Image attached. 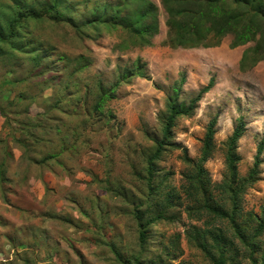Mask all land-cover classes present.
I'll list each match as a JSON object with an SVG mask.
<instances>
[{
	"label": "rangeland",
	"instance_id": "1",
	"mask_svg": "<svg viewBox=\"0 0 264 264\" xmlns=\"http://www.w3.org/2000/svg\"><path fill=\"white\" fill-rule=\"evenodd\" d=\"M26 1L36 18L18 16L15 37L0 41V264H214L204 246L226 264H264V228L255 235L264 144L250 178L264 141V60L244 61L255 44L228 35L215 47H181L163 0H149L158 22L150 38L131 33L126 13L115 28L84 25L121 0H64L58 11L52 0ZM20 9L0 0V25ZM170 103L192 109L176 119L149 186ZM213 121L203 179L223 211L232 208L221 187L230 141L242 127L232 148L237 185L246 183L239 233L187 190ZM138 213L155 221L143 244Z\"/></svg>",
	"mask_w": 264,
	"mask_h": 264
},
{
	"label": "trees",
	"instance_id": "2",
	"mask_svg": "<svg viewBox=\"0 0 264 264\" xmlns=\"http://www.w3.org/2000/svg\"><path fill=\"white\" fill-rule=\"evenodd\" d=\"M11 1L14 5L20 7L21 11L19 14L14 13L15 15L13 17H9L10 23L7 27L0 25V41L7 39V31L9 32L8 35L11 34V38L15 37L16 32H18L19 28L22 26V22L18 18L22 16L36 18L37 16L33 7H30L26 0ZM59 2L64 4V0H52L51 3H48L52 11H58ZM121 2L122 5L120 6L115 4V2L94 10L93 14L95 19L86 22L84 25L94 31L98 30L96 24L115 28L121 15L126 13L132 16V19L128 21L129 24L126 25L131 33L135 32V34L139 35L141 38L152 37L157 30V7L149 0H121ZM163 5L168 14L167 22L171 28L170 30L171 32H175V34L173 33L172 35L175 36V43L177 45L191 48L215 47L220 44L224 37L233 35L236 46H243L248 43L255 44L253 49L245 53L244 61H246L248 57H250L254 63L264 60V0H163ZM107 8L110 10L109 13L112 14L109 17L106 15L108 14V11H106ZM1 12L2 11H0V16L2 15ZM148 42L149 41L146 43ZM129 74L133 73L126 72L123 77L126 78ZM206 90H208V88ZM101 102L102 101L98 102L97 107ZM191 109L192 105L186 108L183 105H176L175 103L169 104V114L166 118L162 139L157 142L156 151L148 160L147 175L149 186L151 185L153 176L154 162L159 159L161 151L164 150L165 145L168 143L176 119L181 115H187ZM214 123L215 121L211 122L208 127L202 158L196 167L195 173L188 177L189 185H187V190L194 195L202 194L209 211L218 216L229 218L235 231L239 233V228L241 226L236 220L240 219V208L237 200L240 197L241 191L246 186V183H243L240 187L237 185L235 158L232 148L236 145L241 136L242 127L241 125L238 126L230 141L227 163L231 177L226 180L221 187L224 188V191L229 195L232 208L230 211H223L218 207L216 202L212 201L213 197L211 192L205 185L203 179L205 174L203 163L206 162L211 155L210 151L214 135ZM263 144L264 141L259 145L250 178H252V175L260 164ZM207 196L210 197L211 202H207V200H209ZM138 214L139 240L143 244L146 241L147 228L155 224V221L147 222L144 220V215ZM263 228L262 223H260L255 228V235H259L263 231ZM241 236L244 238L243 235ZM221 240H223V237L220 234L214 237V241L218 243H220ZM203 249L214 264H226L227 258L224 252H220V255L216 258L206 246H204Z\"/></svg>",
	"mask_w": 264,
	"mask_h": 264
}]
</instances>
